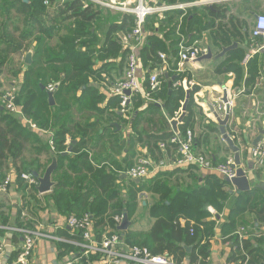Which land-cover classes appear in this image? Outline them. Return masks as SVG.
<instances>
[{
    "label": "trees",
    "instance_id": "16d2710c",
    "mask_svg": "<svg viewBox=\"0 0 264 264\" xmlns=\"http://www.w3.org/2000/svg\"><path fill=\"white\" fill-rule=\"evenodd\" d=\"M163 1L171 4L192 0ZM44 2H48L49 5H45ZM212 8L214 7L205 8V10L211 13ZM193 10H196L193 18L188 20L187 16L183 17L178 28L180 33L189 38L186 44H190L195 36L188 35L183 26L184 21L191 25L199 23V26L201 25L199 32L216 28L225 35L228 33V24L233 26L231 19H228L226 23L221 21L224 15L216 17L219 18V22L215 25L212 19L209 22L202 19L203 10L195 8ZM182 13V10H172L166 12L164 17L153 14L146 18V37L139 51V59L147 69H156V66L162 64L158 53L168 56V61H171V57L177 56L179 40L177 25ZM132 27L131 15L112 12L88 0H27V2L0 0V72L3 66L14 65V56L32 49V63L25 65L26 69L22 71L21 77H17L21 67H17L13 72L17 77V86L13 88L14 103L38 126H49L52 129L49 142H42L43 145H40L39 151L52 153L56 157V167L52 174V180L55 183L47 196L58 215L81 217L89 214L94 222L98 238L108 231V234L120 235L129 245L146 248L151 254H166L176 261L187 260L190 263L210 264L211 240L215 234L216 220H205L211 216L207 207H213L216 214L221 213L231 195L230 182L214 174L201 176L193 173L191 182L188 184L190 186L186 187L182 183V185L171 187L165 181V177L170 174L160 173L147 182L136 183L129 179L126 185L121 184L122 180H119V173L114 171L115 169L107 164L95 167L88 159L87 143L91 140L103 141L107 129L100 131L95 128L96 122L90 123L88 117L82 118L81 123L71 121L69 113L65 117L60 115L61 112L67 111L71 104L76 105L77 108L81 105L86 110L95 111L101 117L108 115L105 108L99 109L96 106L100 95L97 94L98 89L94 84L89 83V78L100 76L102 70L106 68L102 65L99 69H94L97 59L103 60L118 54L121 55V60L126 58V51L122 50L117 43L115 33L118 30L127 33ZM157 31L161 33V38L156 34ZM52 39L55 40L53 44ZM230 42H232L230 38H227L225 44ZM242 57V51L230 50L226 60ZM226 69H235L237 81L240 68L232 64ZM255 71L256 66L250 63L251 77L248 82L255 79ZM49 85H58L53 90L58 92L55 100L57 102L61 98V104H49L46 93ZM144 87L147 89L148 80L144 82ZM78 90H81V94L76 97ZM156 90L150 91L151 98ZM2 95L3 93L0 95V107L2 106L0 109V171L8 167L11 158L10 162L13 163L17 174L22 172L38 174L40 165L34 160L28 161L22 154L28 140H40V138L38 139L27 126L22 125L18 116L5 109L1 102ZM136 98L141 104L140 97L136 96ZM164 98L161 106L165 116L170 118L180 108L184 92L180 87L171 88L170 92L164 88ZM192 101V93H190L185 109L186 114L175 129L178 134H183L189 129ZM112 104L117 108L115 115L119 113V110L122 111L118 95L113 97ZM128 107L129 103L122 112L128 111ZM78 110L81 112L83 109L78 108ZM99 115L98 122L103 120ZM49 121L51 124L48 125ZM172 134L173 131L156 141L157 148L160 143L166 144L163 150L165 156H171L170 151L175 153V146L168 143ZM68 138L71 142L77 138L78 140L75 141L71 153L63 155L62 153L68 147L66 142ZM146 158L152 159L149 156ZM17 186L22 187L23 190L28 188L19 178ZM30 191L37 193L36 188L28 189V192ZM143 191L150 193L153 199L149 215L155 218L154 223L147 231H134L131 226L121 232L118 231L114 217H122V214L126 212L128 219L132 220L139 206L138 194ZM257 191L259 189L239 193L234 199L227 219L220 225L221 238L231 246L230 254L225 260L227 263L242 259L243 250L249 256L250 263L263 262L260 259L262 248L259 246L264 242V236H254L253 241L251 237L245 238L240 245L234 233L239 226L264 223V194L260 195ZM249 214L252 215V220L247 218ZM180 218L185 220L183 225L179 223ZM191 228L194 230L192 235L189 232ZM77 236V241H80L81 238ZM185 246L190 247V250L186 251Z\"/></svg>",
    "mask_w": 264,
    "mask_h": 264
},
{
    "label": "crops",
    "instance_id": "0c3cea01",
    "mask_svg": "<svg viewBox=\"0 0 264 264\" xmlns=\"http://www.w3.org/2000/svg\"><path fill=\"white\" fill-rule=\"evenodd\" d=\"M208 1L216 2L207 4L206 2ZM190 2H196V4L183 10L182 15L178 19V45L182 38L185 44L187 43V35L180 33L178 28L183 17L185 18L187 16L188 20L193 18V14L196 12V10H193L194 8L203 10L204 16L202 19L207 22L212 19L215 25L219 22V18L216 17L223 15L224 18L221 19L223 23H226L228 19H231L233 22V26L227 23L229 26L228 33L226 34L227 37H225L226 35L224 32L217 31L216 28L199 32V28L201 27L199 23L191 25V23H187L186 21L183 22V26L187 30L188 35L192 34L195 36V39L190 44L186 45L195 44L205 51L210 50V58L197 61L199 56L193 61H186L179 67L177 65V55L175 58L171 57V61H168L167 58L164 64L160 63L156 66V69L152 70L147 69V67L143 66L139 61L138 77H142L141 81L143 87L144 82L148 80V73L150 71L156 70L159 73V84L156 88L157 90L152 93L153 98H151L154 101H148L140 95H133L129 101L128 111L124 113L119 110L117 115L114 114L117 108L112 104V99L115 96L112 90L116 82L123 75L126 58L121 60V55L118 54L115 57L103 60L97 59L95 61L96 65L93 66L94 69H99L102 65H105L106 68L102 70L100 76L96 78L91 76L89 78V83L94 84L95 88L98 89L97 94L100 95V99L96 106L99 109L105 108L108 115L101 117L97 112L86 110L85 107L81 105L78 107L79 109H83L80 112L76 105L72 104L67 108V111L61 112L60 115L65 117L69 113L71 121L75 120L81 123L83 121L82 118L88 117L90 123L96 122L95 128L100 131L101 129H107L105 132L106 137H104L103 141L91 140L87 143L86 149L88 152V159L95 167L107 164L112 169H115L114 171L119 173V180H122L121 184H127L129 178L124 171L135 163L137 157L149 156L155 164L159 165L161 163L164 165L153 169L147 178L140 179L139 182H147L160 173H169L170 175L165 177V181H167L171 187L182 185V183L188 187L190 186L188 184L191 182L193 173L200 174L201 176L214 174L222 179L224 178L214 171L202 170L196 167L187 169L175 167L172 165L173 161H170L175 159V153L170 151L171 156H165L164 151L156 147V141L163 135L174 131L170 119H172L175 112L182 110L181 107L186 99V93H188L186 105L188 104L190 93H192L193 101L190 106L192 116L189 129L194 135V148L198 152L209 157L215 163H221L228 159L233 160V153L222 138L215 117V113L220 116V118L224 116L223 112L218 111L217 106L218 103L221 102L220 99L224 92H226L227 97L233 99V105L230 108V115L225 125V132L235 141L234 144L238 147L240 167L251 180L252 188L250 190L259 189L257 193L263 195L264 190L258 188L257 184L264 183V164L263 166L254 165L249 155V149L253 146V141L259 135V131L264 129V50L257 51L253 45L255 41L260 42V39L251 38V29L255 15L264 13V0H192ZM210 7H214L211 13L205 10V8ZM244 19H251V25H247V20L245 21ZM244 25L247 26L245 27ZM123 32L125 31L118 30L115 33V39L121 46V49L126 51L124 46L118 41V35ZM156 34L161 38L160 32L157 31ZM227 38H230L232 42L225 44ZM51 43H55V40L52 39ZM226 47L231 48L225 51L223 55L216 57L222 49ZM236 49L243 52V57L226 60L228 51ZM28 51H31L32 54V49ZM20 56L21 55L14 56L13 66L7 65L1 68L0 89L2 87V80L5 78L10 79L7 83L12 86V88L17 86V77H21L22 71L26 69L25 65H29L25 64L24 60L20 62ZM250 63L256 66V76L252 82H248V79L251 77L249 74ZM223 64H225V67ZM232 64L240 68L237 81L235 69H226L228 65ZM17 67H21V72L17 74L16 77L13 72ZM224 68L226 70H224ZM61 76L63 77V74H61ZM177 87L183 90L184 99L180 101V108L169 118L165 116L161 106L165 100L164 88L168 89L170 92L171 88L176 89ZM47 92H52V102L49 103L50 105L62 103L61 98H59L57 102L55 100L56 95L58 97V92L48 89L46 90V93ZM1 93L0 90V95ZM80 94L81 90H78L76 92V97L80 96ZM136 96H139L142 100L141 104L138 103L139 101H137ZM0 109H2V106ZM185 114L186 110L184 116ZM23 115L36 125V129H29L35 133L40 140H28L25 144L26 148L23 150L22 156L28 161L34 160L37 162L40 165V169L38 174H36L42 176L46 167L52 162L53 154L39 151V149L40 145H43L42 142H49L52 136V129L49 126L40 127L30 116ZM98 115L103 119L100 122L97 121ZM107 116L108 119H110L109 121ZM62 120H64V118H62ZM47 124H51V121ZM263 136L264 134L261 135L260 139ZM77 140L78 138L75 141ZM75 141H72V143L70 138L67 139V149L71 147L68 153H71ZM10 160L11 158L9 159L8 167L2 169L3 172L15 171V167ZM19 162L17 164H19ZM53 183L55 182L53 181ZM230 184L231 187L229 191L231 195L225 202L221 213L216 214L213 207H207L211 216L207 217L205 220H216L215 234L211 240L210 264L226 263L225 260L230 254L229 245L227 242H224L220 236V225L227 219L230 209L233 207L234 199L239 194L235 186L232 183ZM28 189L30 188H25L24 190L22 187L19 188L15 180L6 191L0 192V225L14 227L25 223L34 228L42 227L44 231L64 238L66 241L37 238L31 257V264H62L70 256L77 254L78 247L70 240L77 242L78 236L67 226L58 228V226L64 225V219L66 217L60 216L55 212L52 201L49 200L47 196L51 190L44 193L38 191L34 193L33 191L28 192ZM138 201L139 206L134 212L132 220H130V226L134 231H147L155 221V218L149 215V208L153 199L150 193L143 191L138 194ZM247 218L252 220V215L249 214ZM184 222L185 220L183 218L179 219L181 225H183ZM55 225L56 228L54 229ZM246 227L249 233H246L245 238L251 237V241H253L254 236H264V223H254ZM118 231L121 232V230ZM96 238L97 240L100 239L97 236ZM0 244L3 245L4 251L0 258V264H14L17 252L22 244L21 235L10 230L0 229ZM259 248H262L260 259L264 262V242L260 244ZM78 256L79 260L77 264L83 262L86 264H104L101 255Z\"/></svg>",
    "mask_w": 264,
    "mask_h": 264
},
{
    "label": "built area",
    "instance_id": "2783aa9c",
    "mask_svg": "<svg viewBox=\"0 0 264 264\" xmlns=\"http://www.w3.org/2000/svg\"><path fill=\"white\" fill-rule=\"evenodd\" d=\"M101 8L117 11L122 14L131 15L133 18V27L129 32H123L118 35V41L124 49H126L125 68L122 77L116 82L112 92L120 98V106L122 111L130 101L133 95H140L148 101H154L150 97V91L155 90L159 84V73L156 70L148 73V87L147 89L142 85V77H138L139 67V51L143 47L146 37L145 23L146 18L150 15H157L164 17V14L172 10H185L196 4V2H176L166 3L163 0H88ZM216 1H208L207 4H212ZM48 4V2H44ZM251 38L260 39V42H254V48L264 50V13L255 16L253 26L251 29ZM179 52L177 65L180 67L186 61H193L199 56L206 54L205 51L198 45H186L182 38L179 42ZM162 64L168 58L164 53H158ZM55 87L49 85L48 90L52 91ZM129 91L126 95L124 92ZM5 109L18 116L22 125L30 129H36L31 121H29L22 113L21 108L14 103V89L8 93H4L1 97ZM233 99L227 98L226 103L219 102L217 109L220 112H225L226 106L231 108ZM182 110L175 112L172 120L177 121ZM181 122V121H180ZM178 122L177 124H179ZM169 144L175 146V159L172 162L177 168L187 169L195 166L202 170L214 171L226 180H231L236 177V167L233 166V160L228 159L225 162L214 163L209 157L198 152L194 148V135L190 129H187L183 134H178L175 130L170 137ZM50 148L53 149L50 141ZM164 143L159 144V148L165 150ZM249 155L254 165L263 166L264 164V136L249 149ZM164 164H155L146 157H137L135 163L130 166L124 173L131 180L145 179L153 171ZM21 179L28 188H37L39 185L38 179L30 173L17 174L15 171H0V192L6 191L15 180ZM122 217H114L115 223L120 224ZM65 223L62 226H67L71 231L79 235L81 241H72L77 248V254L70 256L62 264H77L79 260L78 255H101L104 264H200L199 262L190 263L187 260L176 261L172 256L166 254H151L146 248L138 245H129L122 240V237L116 233L108 234L104 232L100 239L97 240L94 229V222L89 214H84L81 217L70 215L64 219ZM56 228V225L54 229ZM0 229L10 230L16 232L22 237V244L19 248L14 264H31L32 251L37 238L51 239L53 241H66L64 238L52 235L44 231L42 227H31L23 223L14 227L1 226ZM248 229L246 226H239L234 232L241 241L245 239ZM190 235L194 233L193 228L189 230ZM228 244V243H227ZM230 249L231 246L228 244ZM235 248V247H234ZM4 253L3 245L0 244V258ZM244 257L238 261L221 264H254L249 262V256L243 250ZM256 264H264L256 263Z\"/></svg>",
    "mask_w": 264,
    "mask_h": 264
},
{
    "label": "water",
    "instance_id": "95a60500",
    "mask_svg": "<svg viewBox=\"0 0 264 264\" xmlns=\"http://www.w3.org/2000/svg\"><path fill=\"white\" fill-rule=\"evenodd\" d=\"M27 0H24V2H26ZM256 16V15H255ZM234 44V43H233ZM229 48L231 47H226L223 48L222 51L216 56H221L224 54L225 51H227ZM31 51H28L24 57V63L25 64H31L32 62V58H31ZM211 57V52L210 50H207L206 54L201 55L197 61L203 60V59H207ZM57 85H55L56 87ZM126 95H129L130 92L129 91H125L124 92ZM47 97H48V102L51 103L52 102V92H47ZM227 94L226 92H224L222 98L220 99L221 102L226 103L227 101ZM187 99H188V93H186V99L181 107L182 109V114L180 115V117L178 118L177 121L172 120L171 124L174 128V130L176 129V125L178 122H180L184 116L185 113V108H186V103H187ZM229 115H230V108L228 106H226L225 112H224V116L223 118H220V116H218L215 113V117H216V121L218 123V128L222 134V138L224 139V141L226 142L228 148L232 151L233 153V166L236 167V177H234L231 180H227L228 182L232 183L235 188L237 189L238 193H243L246 191H249L252 188L251 185V180L248 178V176L245 174V172L243 171V169L240 167V155H239V150L238 147L234 144L232 138H230L227 133L225 132V125L229 119ZM264 134V129L259 131V135L255 138V140L253 141V145H255L258 140L260 139L261 135ZM73 143V142H72ZM71 147H69L65 152H63L62 154L65 155L68 152H70ZM56 167V157L53 155V160L52 162L46 167L44 173L42 176H38L35 172L32 174L34 177H36L38 179L39 185L37 186V191L40 193H44V192H48L51 190L52 186L54 185L53 181L51 180V175L53 170ZM126 176V175H123ZM120 178V177H119ZM133 181H135L136 183L139 182V179H134ZM254 186V185H253ZM257 187L264 190V183L261 184H257ZM131 222L128 219L127 213L124 212L122 214V219L120 224L118 225V230H125L130 226ZM185 250L189 251L190 247L185 246Z\"/></svg>",
    "mask_w": 264,
    "mask_h": 264
},
{
    "label": "rangeland",
    "instance_id": "374dc122",
    "mask_svg": "<svg viewBox=\"0 0 264 264\" xmlns=\"http://www.w3.org/2000/svg\"><path fill=\"white\" fill-rule=\"evenodd\" d=\"M245 21L247 20V25H251V23H252V20L251 19H244ZM247 25H245V27L247 26ZM28 51H25L23 54H21V56H20V62H23V60H24V57H25V55H26V53H27ZM10 79H8V78H5L4 80H2V87H1V92L4 94V93H8V92H10L11 90H12V86H10V85H8V83H7V81H9ZM1 102H2V100H1ZM3 104V103H2Z\"/></svg>",
    "mask_w": 264,
    "mask_h": 264
}]
</instances>
